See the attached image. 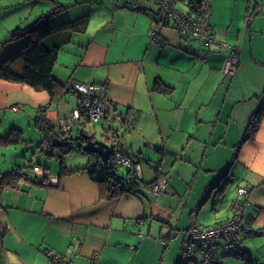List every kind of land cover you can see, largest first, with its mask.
<instances>
[{
    "label": "crops",
    "instance_id": "crops-1",
    "mask_svg": "<svg viewBox=\"0 0 264 264\" xmlns=\"http://www.w3.org/2000/svg\"><path fill=\"white\" fill-rule=\"evenodd\" d=\"M132 1L0 0V59L25 40L9 39V32L34 16L32 21L62 5L66 8L52 17L70 22L49 35L68 37L57 50L52 70L63 84L54 99L28 84L0 78V136L17 133L15 144L0 142V178L22 166L18 155L26 153L18 152L21 144L32 147L37 142L55 159L51 172L35 173L27 182L0 191V264H49L47 249L78 264L95 253L100 254L98 264H199L198 255L181 257L182 231L192 224L227 220L240 186L248 188L240 222L254 235L243 237L235 256L218 247L214 264H264V113L255 131L245 132L264 103V48L258 45V32H264L263 24L258 27L264 0H208L214 36L238 49L232 74L222 71L228 55L224 46L208 50L197 41H185L170 25L160 28L159 42H150L158 6L138 0L133 8ZM74 20H85L82 30L73 29ZM69 80L105 87L110 106L105 119L98 121L103 123L102 140L115 135L122 151L140 161L146 181L158 174L146 157L155 154L152 160L166 177L157 196L143 186L109 196L82 170L61 173L59 151L41 141L34 118L40 106L48 105L47 118L61 129L79 97L64 87ZM157 83L168 90H158ZM130 117L134 123L128 128L123 119ZM77 125L81 129L82 122ZM71 152L82 156L65 154L63 163L70 170L86 166L92 156ZM195 160L203 171L198 178L189 177L187 170ZM227 163L237 180L234 190L232 181L227 178L221 184L214 172ZM145 164L152 176L146 175Z\"/></svg>",
    "mask_w": 264,
    "mask_h": 264
},
{
    "label": "built area",
    "instance_id": "built-area-1",
    "mask_svg": "<svg viewBox=\"0 0 264 264\" xmlns=\"http://www.w3.org/2000/svg\"><path fill=\"white\" fill-rule=\"evenodd\" d=\"M150 1L158 6L157 18L152 22L149 31L150 42H159L158 34L160 28L171 24L185 41H197L205 45L208 50L213 45L226 47L228 55L224 61L222 71L225 74H232L235 71L239 61L238 49L229 45L227 41L218 40L214 36L215 29L209 21L211 10L208 0H202L198 12L190 11L188 7L177 6L179 2L177 0ZM131 5L133 8H137L138 0H133ZM65 86L69 90L80 94L81 99L80 105L68 111L62 120L61 131L64 134L69 133L74 124L79 121L88 119L91 122H98L105 119L110 104L106 98V89L103 85L69 80ZM133 123L134 120L131 117L126 121L128 128H131ZM108 144L111 146V153L106 163L110 164L111 170L118 172V168L124 166L126 172H129L131 176L142 178L140 162L122 151L115 139V135H110ZM154 165L158 172L157 176L152 181L141 183V186L145 187L153 196H157L166 186V177L162 173V166L158 163H154ZM27 166H29V162L21 166L17 171L23 175L17 181L18 185L27 182V179L31 176L28 173L30 171L27 170ZM32 171L43 174V169L37 165L32 166ZM236 193L237 196L233 202L232 212L227 220L210 226L192 224L182 231V258L190 260L198 255L199 264H214L218 247H224L232 256L240 252L243 237L254 235V230L248 224H241L240 222L244 201L248 195V188L240 186L237 188ZM160 241L162 244L166 243L163 238ZM46 254L49 257V264H78L72 258H66L63 254L54 252L51 249H47ZM99 260L100 254L95 253L83 264H98Z\"/></svg>",
    "mask_w": 264,
    "mask_h": 264
},
{
    "label": "trees",
    "instance_id": "trees-1",
    "mask_svg": "<svg viewBox=\"0 0 264 264\" xmlns=\"http://www.w3.org/2000/svg\"><path fill=\"white\" fill-rule=\"evenodd\" d=\"M177 1L184 2V0ZM185 3L190 11L198 12L202 0H187ZM65 8L66 7L62 5L56 6L54 10L40 15L29 25L24 27L17 26L9 32V39L25 40L16 50L7 53L0 59V78L28 84L35 90L46 91L50 99H54L58 92L63 91L61 86L63 84L55 79L52 70L55 64L57 50L65 43L68 37L61 39L49 35L51 32L62 29L65 25L70 23L66 20H55L52 17L54 13H59ZM84 24L85 20H74V22H72L75 31L82 30ZM155 87L164 92L168 90L167 87L159 83H157ZM78 99L77 106L80 105V94ZM47 108L48 105L39 107L38 114L34 118V124L42 134L41 141H46L47 146L51 150L57 149L59 151L58 166L61 173L82 170L102 186L104 194L109 196H116L123 192H136L141 186V183L150 181H146L138 176H131L129 172L119 174L117 171L111 170L110 164L101 162L98 156L93 153H87L92 156H90L89 163L86 166L71 170L67 169L63 163L65 154L73 150L81 151L88 133L85 132L84 129H81L80 134L76 137H71L68 133V135L64 134L61 129H56L47 118ZM263 113L264 103L252 114L245 128L246 134H252L255 131ZM87 121L89 120H82V126ZM16 134V131L12 130L8 135L0 136V142L6 144L11 142L14 143L17 140L15 138ZM246 134H244L243 138L248 136ZM90 136L93 137L92 135ZM20 167L21 166H17V168L6 172V174L0 178V191L6 185H13L23 176L21 173L17 172ZM155 177L153 179H155ZM41 178L42 177L36 176V180H41ZM178 263L179 261H177L176 264Z\"/></svg>",
    "mask_w": 264,
    "mask_h": 264
},
{
    "label": "rangeland",
    "instance_id": "rangeland-1",
    "mask_svg": "<svg viewBox=\"0 0 264 264\" xmlns=\"http://www.w3.org/2000/svg\"><path fill=\"white\" fill-rule=\"evenodd\" d=\"M42 5V4H41ZM177 6H180L182 8H187V5L186 3L184 2H178ZM264 7V5H263ZM261 13H264V11H262ZM31 15H34V14H31ZM35 17V16H34ZM31 18L30 21H26L23 23L22 26H25L27 25L28 23H31V21L34 19ZM56 18H61V17H58V15L56 16ZM63 19V18H61ZM262 28L264 29V16H259L258 17V27L260 25H262ZM170 26H172L170 24ZM173 27V26H172ZM174 28V27H173ZM176 29V28H174ZM177 30V29H176ZM178 32V31H177ZM261 34V35H259ZM258 45L261 47V48H264V32L261 33L260 31L258 32ZM260 63H262V66L264 67V61H261ZM262 91H264V81H263V84H262ZM79 100V99H78ZM78 100H77V104H78ZM259 105V104H258ZM77 106V105H76ZM103 123L101 122H91V121H87L82 127L81 129H84V131H86L88 134L90 133L91 135L93 134V130H95V134H94V138L97 139V140H102V139H106L105 137H103L102 135V125ZM80 129V126L77 125V123L74 124V126L72 127L71 129V132H70V136L71 137H76L78 135V131L81 130ZM24 133L27 135V131L25 130ZM107 141L109 142V139L107 138ZM22 142V140L19 141V143ZM12 144H15V143H12ZM37 142H33V145L32 147H25V144H21V146L18 148V152L20 153L21 151L26 153L25 156H22L21 154L18 155V158L20 159V163L21 165L23 166L24 164H27V162H29V166H27V170H29L30 172V175H34L35 172L32 171V166L33 165H37V166H40L43 171H45L46 173H49L51 172L54 168H55V159L53 157H48L45 153H43L37 146ZM27 150V152L25 151ZM192 153H193V157L196 153V150L195 149H192ZM67 155H73L74 157H77V156H82V155H79L75 152H70L69 154ZM65 155V156H67ZM152 155V156H151ZM154 155V156H153ZM64 156V157H65ZM200 156V152H197V158ZM147 158H150L151 160L152 159H155V154L153 153H150V156H146ZM152 161H155V160H152ZM230 163V162H229ZM227 163V164H223L220 168L214 170L215 172V175L219 176L220 179H221V184H223V182L228 178V180L232 181L233 182V190L235 189V185L237 183V180L234 179V176L232 173H230L231 170L230 167L231 165ZM148 164V163H147ZM145 166H147L145 164ZM125 167L124 166H120L118 168V171L120 172H125ZM145 169L148 170L147 172V176H152V171L149 169V167H145ZM187 170H188V173H189V177L191 176H195V178H198L199 174L200 173H203L202 169L200 168L199 164L196 162H192L188 165L187 167ZM186 170V171H187ZM231 188V184L229 185V188L228 190ZM215 189V188H213ZM230 193V192H228ZM237 196V195H236Z\"/></svg>",
    "mask_w": 264,
    "mask_h": 264
},
{
    "label": "water",
    "instance_id": "water-1",
    "mask_svg": "<svg viewBox=\"0 0 264 264\" xmlns=\"http://www.w3.org/2000/svg\"><path fill=\"white\" fill-rule=\"evenodd\" d=\"M124 122L127 121V118L123 119ZM86 140L82 145V151L86 153H93L97 155L102 162L106 163L107 159L111 153V146L108 144V142L104 140H97L92 139L90 135H86ZM47 154V153H45ZM148 163L154 168V163H157L156 161L148 160ZM152 181V180H150Z\"/></svg>",
    "mask_w": 264,
    "mask_h": 264
}]
</instances>
